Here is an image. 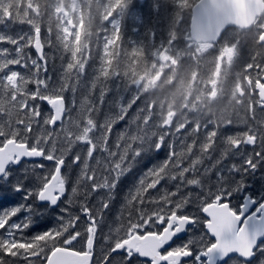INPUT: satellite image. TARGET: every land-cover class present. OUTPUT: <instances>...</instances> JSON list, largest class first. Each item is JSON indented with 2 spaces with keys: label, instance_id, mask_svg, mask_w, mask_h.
I'll list each match as a JSON object with an SVG mask.
<instances>
[{
  "label": "snow or ice",
  "instance_id": "1",
  "mask_svg": "<svg viewBox=\"0 0 264 264\" xmlns=\"http://www.w3.org/2000/svg\"><path fill=\"white\" fill-rule=\"evenodd\" d=\"M17 4L18 0H0V24L5 23L6 20L13 23L26 22L33 27L35 36H26V44H23L20 41H24L25 36L19 37L18 40L10 35L0 34V42L16 46L14 57L10 49H0V90L4 97L0 100V113L9 117V131H5L3 126H0V137H5L3 146L0 147V186H5L12 193H22L24 201L0 211V230H3L0 233V264H11L5 261L4 256L22 258L27 264H34V261L28 258L41 256L49 247L52 251L51 255L47 256L48 264H72L73 260L77 264H88L97 228L102 223V219L98 217H102L103 211L110 207L121 179L132 171L144 153H159L165 145L166 136L171 134L175 140L189 121L177 124L175 131H171L170 121L159 125L153 124L151 112H147L145 108L139 109L129 120V125L135 124L136 132L131 135L126 132L118 134L116 151L111 150L109 134L116 123L125 119L137 98L133 97L126 105L117 102L115 106L118 111L107 116L103 123L97 124L94 114L100 111V105H103L105 97L111 91L109 83L113 80L119 81L118 75L105 65L104 57L100 55L99 65L93 69L95 74L89 82L91 87H88L84 78L86 67L92 58L91 52L87 58H84L70 51L67 43L62 44L59 37L56 38V43L47 38L42 41L40 28L31 23L26 15L21 14ZM124 10L125 2L121 13ZM128 18L133 23H137L135 14L128 15ZM45 42L59 52L62 61L67 56L66 65H61L63 71L60 73L59 83L53 82L48 74V63L53 57L44 52ZM25 46L34 47L38 59H33L30 54L26 55L23 51ZM15 65L27 69L29 74L10 70V66ZM253 67V64L247 65V69ZM261 71L264 72V69ZM243 80L247 81V87L238 80L234 89V98L235 93L238 92L242 98L248 99L251 114L249 118L240 121L247 126V131L235 135H222L219 125L232 124L233 121L228 119L217 122V128L207 132L201 140V124L196 122L195 127L181 139L180 151L176 150L174 143L169 144L166 158L150 165L139 177L134 190H129L126 195L125 206L135 208L140 219L130 224L126 238L117 235L114 246L104 255L106 264H133L134 254H138L139 257H149L151 264H162V262L264 264V241L259 245L257 243L259 238L264 237V202H260L255 212L247 216L250 205L257 203L252 196L244 197V203L239 211L230 207L227 202L221 203L222 199L231 197L233 192L248 188L246 178L250 176L255 179V173L264 166V83L257 78L253 87V77L250 75H244ZM29 84L34 85V91L28 89ZM98 86L99 104L93 97V91ZM120 87L117 83V90ZM78 89H83L85 95L77 117L74 119L68 115L66 119H62V116L71 112V108L65 106L64 93L67 91L73 93L72 104L75 105V94ZM255 89L259 90L258 100L252 99ZM8 97L10 99H7ZM30 100L47 101L53 109V114H43L40 105L30 104ZM237 102L243 103V100ZM5 104L8 105L7 110ZM254 104L259 105L261 112L259 116L256 108L253 107ZM249 119L252 123H249ZM57 121L60 122L59 129L47 127L55 125ZM156 127H168L169 131L162 133L152 131ZM156 136L158 139L153 141L152 138ZM188 137H192L191 143H187ZM218 137L223 144L220 154L211 167H204L201 172L200 166L204 163V159L211 157L217 149ZM77 142L87 145L86 155L82 157L77 152L68 164L69 153ZM245 145L253 146L252 150L245 151ZM97 150L106 153L107 158L98 156L95 157L94 164L90 163ZM129 156L131 160L128 159ZM116 157L118 159H115ZM25 158H42L52 162L54 170L44 176L38 175L37 183H25L28 179L27 175L22 177L19 174L21 168L25 173L29 171ZM233 158H237L239 162ZM186 160L190 163L188 166H183ZM229 160L233 162L228 163ZM65 166L69 169L73 166L79 167L76 184L83 186L84 200L80 203V210L85 217L83 223L88 225L86 229L88 251L83 253L58 246L61 240L64 245H71L78 237H82L80 231H75L74 234L69 231L81 223V217L73 215L68 207L61 206L68 183L67 176L62 173V168ZM37 167L44 168L45 165H32V171ZM188 173H192L191 178L186 175ZM212 175L215 176L212 183L216 191L212 192L210 188L208 195L214 196L215 199L212 203L205 204L202 211L211 217L205 222V227L215 237V242H207L203 238L199 241L189 239L185 244L174 247L167 251L166 255H162L159 249L177 237V234L189 231V226L194 227L200 223L195 214H180L184 205L193 202L190 199L192 193L187 196L180 195L179 200L174 198L181 193V188L185 185L203 189L204 180L211 181ZM237 175L239 179H236ZM260 179L264 181V176ZM165 180L169 182L178 180L180 183L176 184L175 191L164 188L158 190L156 195H152L150 190H156L161 181ZM233 184L235 188L229 190ZM102 190L107 195L97 197L99 206L93 211L88 200ZM71 191L72 194L68 196L66 202L69 205L74 203L73 197L78 189L73 187ZM260 199L264 200V195H261ZM146 203L156 206L151 210V214L143 207ZM168 205L174 206L168 207ZM55 209H59V212L53 226L37 232L29 239L24 238L25 230L51 216ZM21 215L23 219L13 220L14 217ZM165 221L167 226L163 227L162 233L149 232L147 236L137 234V229L152 227L155 224L163 225ZM194 244H198V248H193ZM121 252H126V256H122ZM257 252L260 254L259 257ZM113 254L116 256L113 257ZM182 258H187V261Z\"/></svg>",
  "mask_w": 264,
  "mask_h": 264
},
{
  "label": "trees",
  "instance_id": "2",
  "mask_svg": "<svg viewBox=\"0 0 264 264\" xmlns=\"http://www.w3.org/2000/svg\"><path fill=\"white\" fill-rule=\"evenodd\" d=\"M196 1L197 0H146L145 2H140L139 0H18L17 6L20 8L21 14L26 15L31 23L40 28L42 41H45V38H47L53 43H56V38L59 37L62 44L65 42L67 43L70 51L84 58H87L91 52L92 58L88 62L86 76L84 78L88 87H91L89 82L95 74L93 69L99 65L100 55L104 57L105 65L118 75L119 81L113 80L109 83L111 91L105 97L103 105H100V111L94 114L97 124L103 123L107 116L118 111L115 106L117 102L126 105L133 97L137 98L125 119L113 126L109 134V147L111 150L116 151L118 134L126 132L131 135L136 132L135 124L129 125V120L139 109L145 108L147 112H151L153 124L159 125V123L170 121L172 123L170 126L171 131H175L177 124L189 121L185 129H181L175 140H173L171 134L166 136L165 145L159 153H144L143 157L137 162L132 171L121 179L115 189V195L110 202V207L103 211L102 217H98L102 219V223L98 227L99 231L96 243L97 253L101 255H99V258H102L110 246L115 243L118 234L122 237L126 235L130 224L140 219L139 213L135 208L125 206V197L129 190H134V186L138 182L139 177L143 175L144 171L150 165L166 158L169 151V144L174 143L176 150L180 151L181 139L191 128L195 127L196 122L200 121L199 113H204L206 99L199 101L197 97L203 92V90L201 91L200 89L204 86V80L200 77L194 78L198 66L197 64L201 62H199V57L196 55L195 51H193L192 45L187 41L191 7ZM124 2L125 10L121 13ZM130 14H135L137 23H133L128 18ZM69 21L72 22L73 28L70 27ZM0 34L10 35L18 40L19 37L25 36V40L20 41V43L26 44V36H35V31L33 27L26 22L17 21L13 23L12 21L6 20L5 23L0 24ZM15 47V45L0 42V49H10L12 57L15 56ZM23 51L26 55L30 54L33 59H38L32 46H25ZM44 52L53 57L48 63V74L52 77L53 82L59 83V76L63 71L61 65H66L67 56H65V59L62 61L59 52L46 42ZM258 52L259 51L254 53ZM162 53L172 56L176 61L162 63L160 65L161 61L159 57ZM226 69H230V67L228 66ZM10 70H15L25 75L29 74L27 69L21 68L18 65L10 66ZM229 75L230 74L225 71L219 77L217 83L219 88H229L236 82V79H238L237 76L235 79V77H230ZM224 82H227V85H224ZM117 83L121 86L119 90L116 88ZM125 88L127 90H125ZM28 89L34 91L35 87L29 84ZM99 90L98 86L93 91V97L96 98L97 104H99ZM84 95L85 91L83 89H78L75 94L76 103L73 105V93L71 91L64 93L66 106L67 108H71V112L66 113L63 119H66L68 115L74 119L77 117L78 109L84 99ZM225 96H227L226 93ZM3 98V92L0 90V100ZM221 98L223 97L220 95L216 101L221 100ZM7 99H10V97ZM29 103L40 105L45 115L52 114V110L47 101L30 100ZM4 107L5 110H7L8 105L5 104ZM237 113L235 117L230 118L232 121H235V125L234 123L227 127H221V125H219V127H221L219 131L222 135H235L247 131V126L240 121L249 118V113L247 111H238ZM144 114H146V112ZM8 120L9 117L6 114L0 113V126H3L5 131H9ZM14 120L15 118L13 117V124ZM221 120H224V117ZM249 123H252L250 119ZM47 127L59 129L60 123L54 127H51V125ZM216 128L215 122H208L207 125L202 124L200 139L202 140L207 132ZM152 131L162 133L169 131V128L156 127L153 128ZM4 139L5 137H0V144ZM152 139L155 141L158 139V136ZM191 142L192 137H188L187 143ZM216 143H218L219 146L222 145L219 137ZM121 145H123V141H121ZM252 147L253 146H250L251 150ZM220 149L221 148L217 150L218 156L220 154ZM86 150L87 145L77 142L69 153L67 163H71V157L77 152H79L82 157L86 155ZM256 150L258 151L259 148L257 147ZM98 156L107 158L106 153L97 150L90 163L94 164L95 157ZM215 156L216 151L212 153L211 157L204 159V163L200 166L201 172L204 167H211L212 161L210 159H214ZM115 159H118V157ZM128 159L131 160V156H129ZM25 162L29 167V171L25 173L23 168L19 170V174L22 177L25 175L28 177L25 183H37L38 175L44 176L54 170L52 162ZM188 163H190V161L186 160L183 166H188ZM38 164H44L45 167H37L32 171V165ZM62 173L68 178V190L61 200V206L68 207L73 215H79L81 217V223H78L75 228L69 231L73 234L75 231H80L82 237H78L71 245L77 249H82L87 240L86 229L88 225L87 223H83L85 217L80 210V203L83 202L84 197L82 195L83 186L76 184L79 167L73 166L69 169L65 166L63 167ZM186 175L189 178L192 177V173ZM261 176H264V166H261L255 173V179L250 176L246 178L248 187H260V185L264 183V181L260 179ZM49 177L50 175L48 178ZM178 183H180L178 180L172 182L167 180L161 181L157 189L150 190V192L152 195H156L158 190L164 188H167L168 191H175L176 184ZM208 183L210 184L209 180ZM73 187H77L78 191L73 197L74 203L69 205L66 202L68 196L72 194L71 190ZM199 190L200 187L192 185H185L181 188V193L178 194L174 200H179L180 195L187 196L189 193H192L190 199L193 201L192 203L184 205L180 210L181 214L189 213L187 212L189 205L197 207L203 201L207 193L203 194V192H199ZM106 195L107 194L102 190L100 193L94 194L89 198L88 204L90 207H93V211H95V207L99 206L97 197ZM210 196L211 195H208L207 198ZM197 197L200 199H197ZM19 203H24L22 193H12L5 186H0V211L6 207ZM173 206L174 205H168V207ZM143 207L151 214V210L156 206L146 203ZM58 212L59 209L53 210L51 216L41 220L32 228L25 230L23 233L24 238L29 239L37 232H42L53 226L56 222ZM17 219H23V216ZM17 219L15 217L13 218V220ZM2 232L3 230H0V233ZM19 235L20 234H18V236ZM59 245H64L62 240L58 243V246ZM101 247L104 248L102 253H100ZM51 250V247H49L45 249V252L41 256L29 257L28 259L34 261V264H43L44 260H42V256L44 257ZM4 259L5 261L11 262V264H27L22 258L17 259L4 256Z\"/></svg>",
  "mask_w": 264,
  "mask_h": 264
},
{
  "label": "water",
  "instance_id": "3",
  "mask_svg": "<svg viewBox=\"0 0 264 264\" xmlns=\"http://www.w3.org/2000/svg\"><path fill=\"white\" fill-rule=\"evenodd\" d=\"M258 1L199 0L192 8L193 15L190 24L192 38L195 40H215L227 25L244 26L262 12L263 7ZM91 262L92 255L88 264ZM72 264H77V262L73 260Z\"/></svg>",
  "mask_w": 264,
  "mask_h": 264
},
{
  "label": "bare ground",
  "instance_id": "4",
  "mask_svg": "<svg viewBox=\"0 0 264 264\" xmlns=\"http://www.w3.org/2000/svg\"><path fill=\"white\" fill-rule=\"evenodd\" d=\"M243 112V111H242ZM238 114V113H237Z\"/></svg>",
  "mask_w": 264,
  "mask_h": 264
},
{
  "label": "rangeland",
  "instance_id": "5",
  "mask_svg": "<svg viewBox=\"0 0 264 264\" xmlns=\"http://www.w3.org/2000/svg\"><path fill=\"white\" fill-rule=\"evenodd\" d=\"M165 59V58H164Z\"/></svg>",
  "mask_w": 264,
  "mask_h": 264
}]
</instances>
